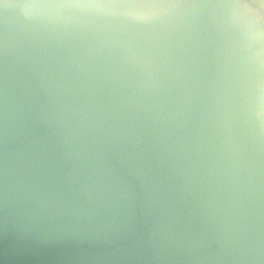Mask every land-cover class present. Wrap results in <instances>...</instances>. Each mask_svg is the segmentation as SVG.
Here are the masks:
<instances>
[{
	"label": "clouds",
	"instance_id": "clouds-1",
	"mask_svg": "<svg viewBox=\"0 0 264 264\" xmlns=\"http://www.w3.org/2000/svg\"><path fill=\"white\" fill-rule=\"evenodd\" d=\"M0 264H264V0H0Z\"/></svg>",
	"mask_w": 264,
	"mask_h": 264
}]
</instances>
